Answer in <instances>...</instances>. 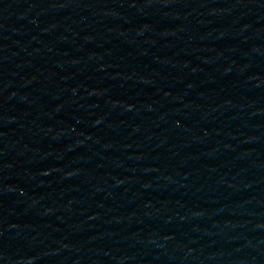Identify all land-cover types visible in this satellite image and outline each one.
I'll use <instances>...</instances> for the list:
<instances>
[{
  "label": "water",
  "instance_id": "water-1",
  "mask_svg": "<svg viewBox=\"0 0 264 264\" xmlns=\"http://www.w3.org/2000/svg\"><path fill=\"white\" fill-rule=\"evenodd\" d=\"M0 264H264V0H0Z\"/></svg>",
  "mask_w": 264,
  "mask_h": 264
}]
</instances>
